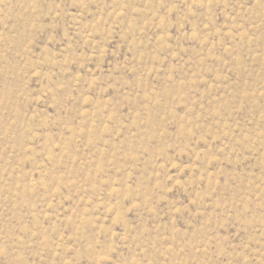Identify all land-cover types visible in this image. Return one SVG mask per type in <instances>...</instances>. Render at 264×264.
Wrapping results in <instances>:
<instances>
[{
  "label": "rangeland",
  "instance_id": "374dc122",
  "mask_svg": "<svg viewBox=\"0 0 264 264\" xmlns=\"http://www.w3.org/2000/svg\"><path fill=\"white\" fill-rule=\"evenodd\" d=\"M0 264H264V0H0Z\"/></svg>",
  "mask_w": 264,
  "mask_h": 264
}]
</instances>
